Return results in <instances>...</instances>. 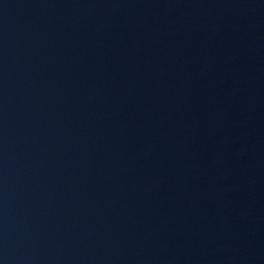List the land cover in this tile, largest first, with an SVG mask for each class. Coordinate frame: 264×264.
<instances>
[{
    "label": "water",
    "instance_id": "water-1",
    "mask_svg": "<svg viewBox=\"0 0 264 264\" xmlns=\"http://www.w3.org/2000/svg\"><path fill=\"white\" fill-rule=\"evenodd\" d=\"M238 0H0V264H57L124 144Z\"/></svg>",
    "mask_w": 264,
    "mask_h": 264
}]
</instances>
